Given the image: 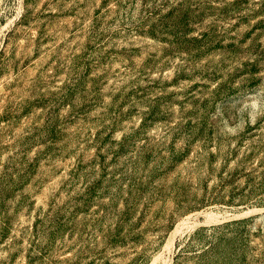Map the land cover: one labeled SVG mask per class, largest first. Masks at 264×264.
I'll return each instance as SVG.
<instances>
[{
	"label": "rangeland",
	"instance_id": "obj_1",
	"mask_svg": "<svg viewBox=\"0 0 264 264\" xmlns=\"http://www.w3.org/2000/svg\"><path fill=\"white\" fill-rule=\"evenodd\" d=\"M0 264H264V0H0Z\"/></svg>",
	"mask_w": 264,
	"mask_h": 264
}]
</instances>
